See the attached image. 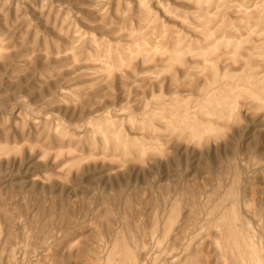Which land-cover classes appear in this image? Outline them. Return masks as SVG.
<instances>
[{"label": "rangeland", "instance_id": "1", "mask_svg": "<svg viewBox=\"0 0 264 264\" xmlns=\"http://www.w3.org/2000/svg\"><path fill=\"white\" fill-rule=\"evenodd\" d=\"M0 264H264V0H0Z\"/></svg>", "mask_w": 264, "mask_h": 264}]
</instances>
